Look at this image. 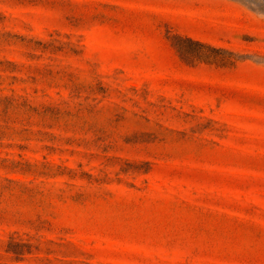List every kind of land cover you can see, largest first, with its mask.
Wrapping results in <instances>:
<instances>
[{"label": "rangeland", "instance_id": "obj_1", "mask_svg": "<svg viewBox=\"0 0 264 264\" xmlns=\"http://www.w3.org/2000/svg\"><path fill=\"white\" fill-rule=\"evenodd\" d=\"M0 264H264V0H0Z\"/></svg>", "mask_w": 264, "mask_h": 264}]
</instances>
